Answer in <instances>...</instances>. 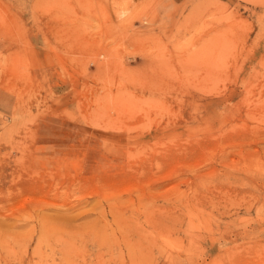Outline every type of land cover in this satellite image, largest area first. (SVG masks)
Instances as JSON below:
<instances>
[{
  "label": "rangeland",
  "instance_id": "rangeland-1",
  "mask_svg": "<svg viewBox=\"0 0 264 264\" xmlns=\"http://www.w3.org/2000/svg\"><path fill=\"white\" fill-rule=\"evenodd\" d=\"M0 264H264V0H0Z\"/></svg>",
  "mask_w": 264,
  "mask_h": 264
}]
</instances>
